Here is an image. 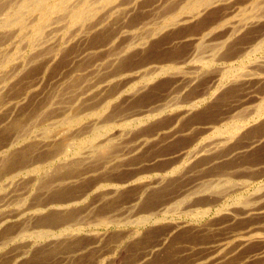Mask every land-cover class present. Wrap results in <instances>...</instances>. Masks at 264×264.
<instances>
[{"label": "bare ground", "instance_id": "6f19581e", "mask_svg": "<svg viewBox=\"0 0 264 264\" xmlns=\"http://www.w3.org/2000/svg\"><path fill=\"white\" fill-rule=\"evenodd\" d=\"M0 264H264V0H0Z\"/></svg>", "mask_w": 264, "mask_h": 264}, {"label": "rangeland", "instance_id": "374dc122", "mask_svg": "<svg viewBox=\"0 0 264 264\" xmlns=\"http://www.w3.org/2000/svg\"><path fill=\"white\" fill-rule=\"evenodd\" d=\"M160 57H161V56H160ZM154 58H155L154 60L159 59L157 56L154 57ZM105 227H106V228H105ZM98 230H99V231H102V232H104V231H108V232H111V233H112V231L114 232V231L116 230V227L113 226V225H110L109 227H107V226H103V227H99ZM111 230H112V231H111Z\"/></svg>", "mask_w": 264, "mask_h": 264}]
</instances>
